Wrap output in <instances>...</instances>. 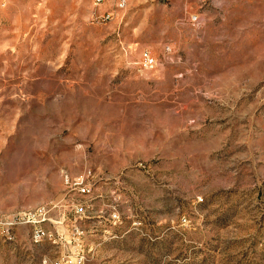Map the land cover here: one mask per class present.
Segmentation results:
<instances>
[{
  "label": "rangeland",
  "instance_id": "374dc122",
  "mask_svg": "<svg viewBox=\"0 0 264 264\" xmlns=\"http://www.w3.org/2000/svg\"><path fill=\"white\" fill-rule=\"evenodd\" d=\"M1 2L0 264H264V0Z\"/></svg>",
  "mask_w": 264,
  "mask_h": 264
},
{
  "label": "built area",
  "instance_id": "2783aa9c",
  "mask_svg": "<svg viewBox=\"0 0 264 264\" xmlns=\"http://www.w3.org/2000/svg\"><path fill=\"white\" fill-rule=\"evenodd\" d=\"M93 2L96 5L106 3L107 0H93ZM3 6H6L8 4V0H3L1 2ZM128 6V0H116V7H112L111 9H107L102 14L103 19L105 20H111L114 18L115 13H118L119 11H123ZM193 18V17H192ZM168 52H171V46H167ZM141 63L142 66L145 69H154L157 65L156 57L153 56L151 51L149 50H143L141 53ZM73 184L78 188L79 192L81 193H87L90 191V188L85 183V179L83 177L77 178ZM41 214H43V217L40 219H35L34 217H31L27 213H18L14 215L13 217H7L6 219H1L0 224L6 226L7 232L9 230L16 226L19 223H28L31 222L34 224V228L32 231V240L36 241L39 240V238H46L49 235H51L43 226L42 222L45 220V211H41ZM86 258L84 254V250H79L74 255H66L60 259H57L53 261V264H85Z\"/></svg>",
  "mask_w": 264,
  "mask_h": 264
},
{
  "label": "bare ground",
  "instance_id": "6f19581e",
  "mask_svg": "<svg viewBox=\"0 0 264 264\" xmlns=\"http://www.w3.org/2000/svg\"><path fill=\"white\" fill-rule=\"evenodd\" d=\"M43 239H45V238H39V240H36L35 242H41ZM52 264H53V262H52Z\"/></svg>",
  "mask_w": 264,
  "mask_h": 264
}]
</instances>
